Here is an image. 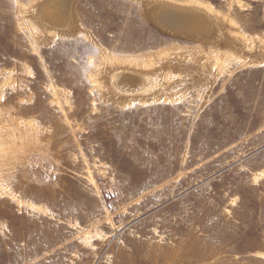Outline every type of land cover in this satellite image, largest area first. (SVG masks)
Segmentation results:
<instances>
[{"label": "rangeland", "instance_id": "374dc122", "mask_svg": "<svg viewBox=\"0 0 264 264\" xmlns=\"http://www.w3.org/2000/svg\"><path fill=\"white\" fill-rule=\"evenodd\" d=\"M39 1L0 0V264H264V0H175L220 40L165 0H66L51 39Z\"/></svg>", "mask_w": 264, "mask_h": 264}, {"label": "bare ground", "instance_id": "6f19581e", "mask_svg": "<svg viewBox=\"0 0 264 264\" xmlns=\"http://www.w3.org/2000/svg\"><path fill=\"white\" fill-rule=\"evenodd\" d=\"M38 5L39 11L36 23L38 27L42 24L47 26V34L51 37V39L63 34L65 29H67L69 26L73 27L76 25L74 24V17L72 15L69 17L66 16L68 10L66 0H40ZM152 12L161 26H164L172 32H176L185 36L196 38L203 37L211 34L214 30L216 33L214 39L220 40L227 33V29L224 25L217 24L219 21V12H217L213 7L205 2H181L175 0H165V2H158L154 4L152 6ZM232 33H234L237 38H246L236 31H232ZM245 42H247V40ZM257 45V41H254L253 45L250 44L248 47L249 51H247V53L250 52L257 54L259 52H256L255 50ZM258 61L260 60L258 59ZM110 65L113 68L119 66L121 69H129L130 67L134 66L129 62L117 61H111ZM139 68L145 69V65ZM120 81L122 83L137 85L136 89L140 91L136 94L137 96L145 93L159 94L161 92H165L161 81L157 78H150V80L140 84H138L135 79L131 77L121 78Z\"/></svg>", "mask_w": 264, "mask_h": 264}]
</instances>
